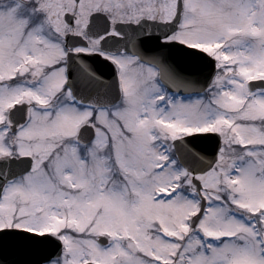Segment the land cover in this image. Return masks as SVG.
<instances>
[{"label": "snow or ice", "instance_id": "6c2138e0", "mask_svg": "<svg viewBox=\"0 0 264 264\" xmlns=\"http://www.w3.org/2000/svg\"><path fill=\"white\" fill-rule=\"evenodd\" d=\"M0 264H264V0H0Z\"/></svg>", "mask_w": 264, "mask_h": 264}]
</instances>
